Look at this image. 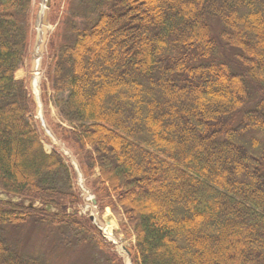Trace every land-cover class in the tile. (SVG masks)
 I'll list each match as a JSON object with an SVG mask.
<instances>
[{"label":"trees","instance_id":"trees-1","mask_svg":"<svg viewBox=\"0 0 264 264\" xmlns=\"http://www.w3.org/2000/svg\"><path fill=\"white\" fill-rule=\"evenodd\" d=\"M69 1L47 45L52 131L127 221L131 264H264V0ZM33 19L31 0H0V193L19 200H0V264H67L84 246L121 264L14 78Z\"/></svg>","mask_w":264,"mask_h":264},{"label":"rangeland","instance_id":"rangeland-1","mask_svg":"<svg viewBox=\"0 0 264 264\" xmlns=\"http://www.w3.org/2000/svg\"><path fill=\"white\" fill-rule=\"evenodd\" d=\"M69 0H49V7L46 9V0H31V11L33 16V24L31 30V42L28 48L26 57L24 59L22 67L15 73L14 78L22 81L24 84L28 96L33 104L32 117L38 123L40 129V137L44 150L48 153L53 147L56 148L63 156L65 163L69 166L73 176L74 190L80 198V203L76 207L78 215L85 220H88L90 225L94 227L97 237L107 245V250L110 254H114L121 264H131L134 251V237L133 233L123 218L120 210H111L110 207L101 208L97 203H92V199H95L89 186L88 179H86L81 170L76 156L73 152L62 143L52 131V127L55 125H62L58 118L56 109L49 103H47V97L51 95L49 90V84L46 80V69L50 63V57L47 53V45L50 35L55 30L56 26L61 25L62 15H68L70 12ZM47 12V35L44 43L41 40L40 22L43 15V11ZM55 17V24H50L49 15ZM42 46V51L40 47ZM37 79V91L35 92L31 86V82ZM45 96V98H44ZM37 109V110H36ZM37 111V112H36ZM40 119L44 121V125ZM91 180V179H89ZM0 200L18 203L16 198L9 197L0 193ZM163 202L168 205V199L162 198ZM96 202V201H95ZM27 205V202H24ZM35 207L38 204L34 205ZM93 217V221L90 218ZM110 222L112 239L108 238L102 233L104 226ZM101 225V226H100ZM99 228L100 231H99ZM105 228V227H104ZM37 231L29 226L22 231L25 235V239L21 240V248L25 250H32L37 247ZM27 238V240H26ZM20 239V236H19ZM77 259H71L67 264H106L105 254L98 249H90L89 247H82L76 249ZM106 253V250L104 249ZM73 257V256H72Z\"/></svg>","mask_w":264,"mask_h":264},{"label":"water","instance_id":"water-1","mask_svg":"<svg viewBox=\"0 0 264 264\" xmlns=\"http://www.w3.org/2000/svg\"><path fill=\"white\" fill-rule=\"evenodd\" d=\"M49 7V0H46V5L45 8L47 9ZM41 26H40V32H41V40L42 43H44L45 39H46V35H47V27H48V22H47V12L46 10L43 11V15L41 18V22H40ZM40 51H42V46L40 47ZM31 86H32V82H31ZM37 110V109H36ZM37 112V111H36ZM42 123L43 120H41ZM95 203V202H94ZM91 220V219H90Z\"/></svg>","mask_w":264,"mask_h":264},{"label":"bare ground","instance_id":"bare-ground-1","mask_svg":"<svg viewBox=\"0 0 264 264\" xmlns=\"http://www.w3.org/2000/svg\"><path fill=\"white\" fill-rule=\"evenodd\" d=\"M32 82H33V89L36 92L37 91V85H38L37 79H34ZM104 227H105V228H103L104 235H106L108 238L112 239L110 222H108L107 226H104Z\"/></svg>","mask_w":264,"mask_h":264}]
</instances>
